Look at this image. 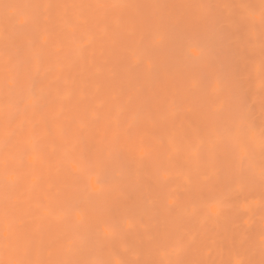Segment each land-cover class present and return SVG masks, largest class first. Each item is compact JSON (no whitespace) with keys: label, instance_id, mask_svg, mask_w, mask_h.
I'll return each instance as SVG.
<instances>
[{"label":"rangeland","instance_id":"obj_1","mask_svg":"<svg viewBox=\"0 0 264 264\" xmlns=\"http://www.w3.org/2000/svg\"><path fill=\"white\" fill-rule=\"evenodd\" d=\"M0 264H264V0H0Z\"/></svg>","mask_w":264,"mask_h":264}]
</instances>
